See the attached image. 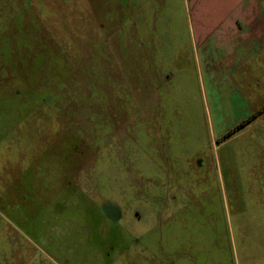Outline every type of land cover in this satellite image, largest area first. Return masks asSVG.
Wrapping results in <instances>:
<instances>
[{"label": "rangeland", "instance_id": "374dc122", "mask_svg": "<svg viewBox=\"0 0 264 264\" xmlns=\"http://www.w3.org/2000/svg\"><path fill=\"white\" fill-rule=\"evenodd\" d=\"M199 14L0 0V264H264V66L217 69Z\"/></svg>", "mask_w": 264, "mask_h": 264}, {"label": "crops", "instance_id": "0c3cea01", "mask_svg": "<svg viewBox=\"0 0 264 264\" xmlns=\"http://www.w3.org/2000/svg\"><path fill=\"white\" fill-rule=\"evenodd\" d=\"M194 1L204 45L220 52L216 68L231 74L243 69L250 80L264 66V0Z\"/></svg>", "mask_w": 264, "mask_h": 264}, {"label": "flooded vegetation", "instance_id": "af4514ba", "mask_svg": "<svg viewBox=\"0 0 264 264\" xmlns=\"http://www.w3.org/2000/svg\"><path fill=\"white\" fill-rule=\"evenodd\" d=\"M65 165H66L68 171L65 172L64 174H69L68 179L66 181H67L68 185L72 186L73 182L71 180L74 177V172L71 169L72 168L71 158H69V157L67 158ZM77 179H80V176ZM78 190H79V188H78ZM80 190L83 191L84 188H80ZM62 191H66V190L62 189ZM55 192H56V190H55ZM55 192H54V195L52 196L51 199L49 197L50 201H48V204H49V202H55L57 200L59 194H55ZM67 195L71 197V195L69 193H67ZM102 209L104 210L105 216L107 217V219L114 221V222L120 221V219H121L120 211L121 210L116 205L112 204L109 201L108 202L106 201L102 205Z\"/></svg>", "mask_w": 264, "mask_h": 264}]
</instances>
